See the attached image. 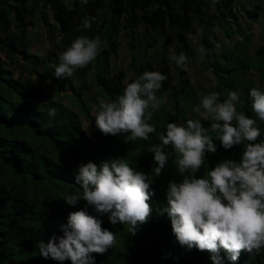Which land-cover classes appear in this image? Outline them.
<instances>
[{
  "label": "trees",
  "instance_id": "obj_1",
  "mask_svg": "<svg viewBox=\"0 0 264 264\" xmlns=\"http://www.w3.org/2000/svg\"><path fill=\"white\" fill-rule=\"evenodd\" d=\"M234 1L220 0L215 5L226 43L210 42L205 36L201 43L208 51L205 61L215 81L212 91L219 92L223 99L228 91L236 90L247 101L250 88L264 90V36L255 46L251 29L242 25L233 11ZM240 6L245 10L244 4ZM44 7L50 11V20H44V24L53 55L64 51L79 35L98 36L104 44L87 68L76 71L75 81L54 77L57 61L36 69L40 59L28 51L31 45L28 29L35 27L36 14ZM209 8L210 0H87L71 6L64 0H0V264H59L43 258L36 243L39 240L46 243L53 235L62 236L61 225L67 223L68 214L81 209L100 218L102 227L116 235L113 248L104 254H92L95 264H212L209 252L180 246L167 214H160L167 203L164 193L168 182L181 179L171 157L166 163L170 166L151 185L154 195L149 204L153 211L134 236L127 233L126 226L110 224L106 214L86 207L83 200L69 206L62 199L64 194L78 190L74 170L81 163L99 166L120 157L126 158L135 170L150 173L153 154L147 152V147L159 142L155 134H149L148 141L126 143L123 136L104 135L95 127L93 106L86 102L95 100L87 83L89 69H93L97 93L106 100H114L122 93L126 76L123 69L112 72L110 68L120 31L129 39L132 81L147 70V49L156 44V39L148 35L149 30L169 28L176 39L172 51L184 52L191 60L195 49L184 40L183 33L190 32L194 20ZM27 14L33 18H27ZM87 16L96 17V21L83 31L79 26ZM139 25L143 27V37L137 30ZM20 67L27 71L26 75ZM32 73L39 80L37 84L30 79ZM161 73L167 80L162 82L157 95L165 103L149 121L158 132L168 122L186 120L197 103L186 71L174 65L173 78L162 58ZM42 82L50 83L58 91H68L77 109L61 100L43 101L37 97ZM52 107L57 111L55 117L47 115ZM238 110L255 118L247 103L238 106ZM84 121L92 124V129H87ZM216 143L217 153L206 155L209 168L224 159L239 160L242 146L225 150L218 140ZM204 171L202 167L198 175L202 176ZM220 255L223 264H233L223 251ZM262 261V256L241 252L235 264H262Z\"/></svg>",
  "mask_w": 264,
  "mask_h": 264
},
{
  "label": "clouds",
  "instance_id": "obj_2",
  "mask_svg": "<svg viewBox=\"0 0 264 264\" xmlns=\"http://www.w3.org/2000/svg\"><path fill=\"white\" fill-rule=\"evenodd\" d=\"M218 3L220 0H210L209 10L214 11ZM95 21L94 16L84 17L79 27L87 31ZM199 36H203V29ZM183 37L197 43L193 32H185ZM103 47L98 36H77L57 54L54 77L71 78L78 69L87 68ZM195 51L200 60L208 55L202 44ZM170 53L167 59L171 63L189 70V57L184 52L176 54L170 49ZM166 80L159 71L145 70L131 82L126 80L114 100L98 97L93 105L95 127L104 135L123 136L126 143L148 141L149 134L156 135L159 142L147 147L153 154L151 172L137 171L120 157L99 166L81 163L74 170L78 190L64 194L63 201L75 206L83 200L86 207L106 214L110 224L124 225L134 236L153 211L149 204L154 195L151 185L173 157L181 179L168 182L164 193L167 203L160 214H167L179 245L209 252L212 264H223L221 251L233 264L241 252L264 257V127L260 126L264 125V90L250 88L247 101L236 90L228 91L223 99L219 92L209 91L200 95L191 109L198 118L168 122L158 132L149 121L165 103L157 93ZM246 103L255 118L238 110ZM47 115L55 117L56 108H49ZM202 121L209 122L208 126ZM217 140L225 150L242 146L239 160L224 159L209 168L206 155L217 153ZM202 167L205 171L201 176ZM102 223L85 209L70 212L67 223L61 225L63 235H53L46 243L39 240L36 248L43 258L59 264H95L92 254H104L116 243L115 233Z\"/></svg>",
  "mask_w": 264,
  "mask_h": 264
},
{
  "label": "rangeland",
  "instance_id": "obj_3",
  "mask_svg": "<svg viewBox=\"0 0 264 264\" xmlns=\"http://www.w3.org/2000/svg\"><path fill=\"white\" fill-rule=\"evenodd\" d=\"M241 4L245 5V10L241 8ZM233 11H236L238 14L239 22L251 29L253 33V42L255 46H258L261 37L264 36V0H235L233 3ZM210 9V8H209ZM217 6L214 7V11H205V13L201 16H198L197 19L194 20L190 32L197 34V43L193 44L189 42V44L195 49L198 45L202 44L201 40L205 36L208 38V41L215 42L216 40L225 42V39L222 35V27L221 23H219L217 18ZM217 15V16H216ZM27 18H33V15L27 14ZM231 23V21H229ZM250 26V27H249ZM203 29V36H199V30ZM29 34L31 39V45L29 48V53L32 55H37L40 59L38 65H36V69L41 70L44 64L53 65L54 61H57V54L59 51H56V55L52 54V48L49 45L48 41L44 34H42L41 28L38 27L36 29L29 28ZM139 31L140 37L143 33L142 25H139L137 28ZM148 35L156 39V44L153 47L147 49L148 51V66L147 70L149 71H159L161 72V59L164 58V62L169 67V74L175 78L174 74V64L171 63L167 57L171 54L172 46L175 43L176 39L174 34L169 28L165 29H152L148 31ZM145 39V37H144ZM117 40L119 41V46L116 51L110 57V68L112 72H117L119 69H123L126 73L124 78V82L127 80L131 82V79L134 78L132 70L130 69L129 62L131 58L129 39L123 35L120 31ZM203 45V44H202ZM207 62L199 59V54L195 51L194 57L189 60L188 68L186 71V76L190 79L192 87L194 89L195 96H197V103L199 102V97L202 94H206L209 91H212V87L215 84V81L212 77V73L209 69H207ZM30 66V64H28ZM21 70V67L19 68ZM93 69H89L87 74V83L89 85V90L91 94L94 96L95 100H86L89 105H94L97 102V98H104L100 94L97 93V88L95 86V82L92 76ZM21 73L26 75L27 71L21 70ZM30 79L33 83L37 84L39 82L37 76L32 73L29 74ZM257 74L253 73V77L256 78ZM72 81L76 80V72L71 77ZM175 80V79H173ZM59 89L54 88L50 83L42 82L41 89L37 93V97L41 100H61L66 103L68 106L73 109H77L76 104L73 99L68 95V91H58ZM105 99V98H104ZM195 104V105H196ZM192 109V108H191ZM191 109L187 115V119L198 118L196 114L191 112ZM182 122V121H181ZM203 122V121H202ZM209 123V122H206ZM84 126L87 129H92V124L86 123L84 121ZM171 163H174V158L171 157ZM170 164H166L163 170H167Z\"/></svg>",
  "mask_w": 264,
  "mask_h": 264
},
{
  "label": "crops",
  "instance_id": "obj_4",
  "mask_svg": "<svg viewBox=\"0 0 264 264\" xmlns=\"http://www.w3.org/2000/svg\"><path fill=\"white\" fill-rule=\"evenodd\" d=\"M87 0H64V2L71 6L74 2H79V3H84ZM43 17V18H42ZM44 20H50V11H49V7H44L42 12L37 13L36 17H35V27L33 29H36L38 27L41 28L42 34H44L46 41H47V36L45 34V24H44Z\"/></svg>",
  "mask_w": 264,
  "mask_h": 264
}]
</instances>
